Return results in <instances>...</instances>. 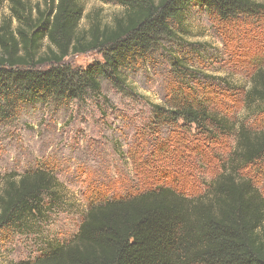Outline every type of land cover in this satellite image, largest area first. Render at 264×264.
<instances>
[{"label": "trees", "instance_id": "16d2710c", "mask_svg": "<svg viewBox=\"0 0 264 264\" xmlns=\"http://www.w3.org/2000/svg\"><path fill=\"white\" fill-rule=\"evenodd\" d=\"M4 1L16 25L6 20L0 28V124L28 108L99 95L104 85L128 87L129 74L152 62L164 42L181 37L175 26L190 8L222 23L264 15V4L254 0H100L122 8L106 23L99 11L86 12L84 0H41L30 8L21 0H0V7ZM91 52L104 62L85 69L67 62ZM170 57L182 82L202 77L185 60ZM182 87L174 91L171 109L154 106V138L176 127H196L207 140L227 131L237 137L204 194L193 199L155 183L111 200L95 194L71 243L51 245L33 262L18 264H264V196L247 174L264 164V129L228 121L199 89ZM245 94L248 106L264 112V68ZM59 188L43 169L9 175L0 191V238L44 217L46 200L57 198Z\"/></svg>", "mask_w": 264, "mask_h": 264}, {"label": "rangeland", "instance_id": "374dc122", "mask_svg": "<svg viewBox=\"0 0 264 264\" xmlns=\"http://www.w3.org/2000/svg\"><path fill=\"white\" fill-rule=\"evenodd\" d=\"M21 1L30 8L41 0ZM84 3L87 13L99 11L106 23L122 13L117 4ZM183 19L175 26L181 37L164 42L152 62L129 74L128 87L104 85L99 95L88 94L65 106L28 108L14 121L0 124V191L9 175L41 169L53 173L60 184L57 198L46 200L44 217L0 238V264L33 262L49 246L71 243L95 194L111 200L145 191L154 183L193 199L204 194L234 152L237 137L227 131L207 140L196 127H176L154 138V106L171 109L176 89H199L228 121L264 129L262 107L245 102L254 73L264 68V15L222 23L190 8ZM6 20L15 27L8 1L0 7V28ZM171 54L202 77L182 82L173 72ZM67 62L85 69L104 61L101 53L91 52ZM247 174L264 196V164Z\"/></svg>", "mask_w": 264, "mask_h": 264}]
</instances>
